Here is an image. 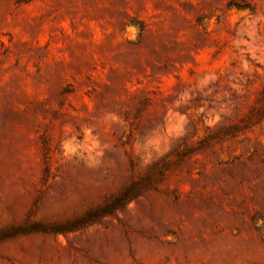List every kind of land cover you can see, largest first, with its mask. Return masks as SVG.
<instances>
[{
	"label": "rangeland",
	"instance_id": "rangeland-1",
	"mask_svg": "<svg viewBox=\"0 0 264 264\" xmlns=\"http://www.w3.org/2000/svg\"><path fill=\"white\" fill-rule=\"evenodd\" d=\"M0 264H264V0H0Z\"/></svg>",
	"mask_w": 264,
	"mask_h": 264
},
{
	"label": "trees",
	"instance_id": "trees-1",
	"mask_svg": "<svg viewBox=\"0 0 264 264\" xmlns=\"http://www.w3.org/2000/svg\"><path fill=\"white\" fill-rule=\"evenodd\" d=\"M127 199H119L118 201H116L115 205L112 206H108L106 208H100L101 212H105V210H111L112 208H117V206H120V204H124L127 203L129 200H131V197L126 201Z\"/></svg>",
	"mask_w": 264,
	"mask_h": 264
}]
</instances>
